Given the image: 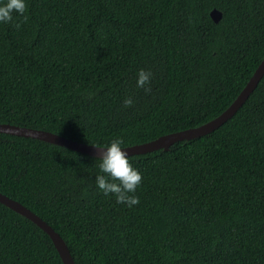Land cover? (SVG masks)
<instances>
[{
    "label": "trees",
    "instance_id": "obj_1",
    "mask_svg": "<svg viewBox=\"0 0 264 264\" xmlns=\"http://www.w3.org/2000/svg\"><path fill=\"white\" fill-rule=\"evenodd\" d=\"M263 59L264 0H27L0 23V122L138 144L221 114ZM96 157L0 131V191L77 264H264V75L211 132L129 155L142 173L131 207L96 188ZM0 264L66 263L0 201Z\"/></svg>",
    "mask_w": 264,
    "mask_h": 264
},
{
    "label": "water",
    "instance_id": "obj_2",
    "mask_svg": "<svg viewBox=\"0 0 264 264\" xmlns=\"http://www.w3.org/2000/svg\"><path fill=\"white\" fill-rule=\"evenodd\" d=\"M211 15L214 18V20L218 22L222 18V11L215 7L211 10ZM263 75H264V59L261 61V63L255 70L254 74L251 76V78L249 79L247 84L244 86L242 91L239 93V95L236 97V99L229 105L228 108H226L218 116L214 117L213 119L201 125L166 133L153 140L124 146V148H126L128 155H132L136 153H144V152L152 151V150L159 149V148L168 149L176 141L194 138V137L211 132L215 128L222 125L228 118L234 115V113L245 102V100L249 97L251 92L258 85ZM0 131L17 134V135L36 137L39 139H43L46 141H50L53 143L67 146V147H70L78 151L86 152L91 155H95V156L99 155L98 149L93 147L94 144L92 143L78 141V140L69 138L65 135H62V134H59V133H56L50 130H46V129L35 128V127H30V126H25V125H17V124H12L9 122H0ZM0 201L5 203L9 207L13 208L14 210L27 216L28 218L32 219L41 228H43L47 233H49L66 264H77L74 257L72 256L70 252V249L65 239L45 219H43L40 215H38L36 212H34L31 208L26 206L21 201L13 197H10L9 195L1 191H0Z\"/></svg>",
    "mask_w": 264,
    "mask_h": 264
},
{
    "label": "clouds",
    "instance_id": "obj_3",
    "mask_svg": "<svg viewBox=\"0 0 264 264\" xmlns=\"http://www.w3.org/2000/svg\"><path fill=\"white\" fill-rule=\"evenodd\" d=\"M27 8V0H0V23H7L13 20L14 14L23 15ZM27 19L26 16L23 17ZM152 70L139 67L135 73V86L143 88L146 93L151 92L150 81ZM91 95V93H89ZM134 100L131 96H125L122 104L131 106ZM125 141L120 136H114L106 143L93 145L99 151L96 157L94 184L105 196L112 195L117 203L126 204L131 207L139 202L135 194L137 187L141 184L142 173L134 167L130 161Z\"/></svg>",
    "mask_w": 264,
    "mask_h": 264
}]
</instances>
